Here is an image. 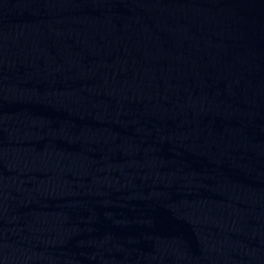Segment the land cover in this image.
<instances>
[{"label": "water", "instance_id": "95a60500", "mask_svg": "<svg viewBox=\"0 0 264 264\" xmlns=\"http://www.w3.org/2000/svg\"><path fill=\"white\" fill-rule=\"evenodd\" d=\"M0 264H264V0H0Z\"/></svg>", "mask_w": 264, "mask_h": 264}]
</instances>
